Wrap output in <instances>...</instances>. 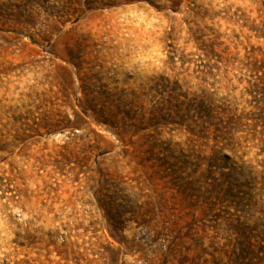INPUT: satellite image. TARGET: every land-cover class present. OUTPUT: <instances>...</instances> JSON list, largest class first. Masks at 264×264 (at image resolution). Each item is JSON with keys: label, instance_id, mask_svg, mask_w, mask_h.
Instances as JSON below:
<instances>
[{"label": "rangeland", "instance_id": "obj_1", "mask_svg": "<svg viewBox=\"0 0 264 264\" xmlns=\"http://www.w3.org/2000/svg\"><path fill=\"white\" fill-rule=\"evenodd\" d=\"M0 264H264V0H0Z\"/></svg>", "mask_w": 264, "mask_h": 264}, {"label": "trees", "instance_id": "obj_2", "mask_svg": "<svg viewBox=\"0 0 264 264\" xmlns=\"http://www.w3.org/2000/svg\"><path fill=\"white\" fill-rule=\"evenodd\" d=\"M257 124V123H256Z\"/></svg>", "mask_w": 264, "mask_h": 264}]
</instances>
